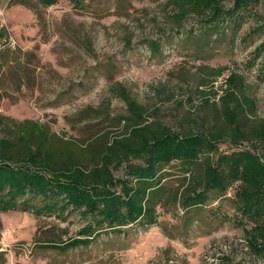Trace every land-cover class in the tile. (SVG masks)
Listing matches in <instances>:
<instances>
[{
    "label": "rangeland",
    "instance_id": "rangeland-1",
    "mask_svg": "<svg viewBox=\"0 0 264 264\" xmlns=\"http://www.w3.org/2000/svg\"><path fill=\"white\" fill-rule=\"evenodd\" d=\"M30 1L42 18L18 0H0V26L8 34L0 41V113L47 125L59 137L57 148L68 140L72 154L90 157L126 136L132 120L116 91L120 85L143 107L146 121L225 136L229 124L219 97L233 71L240 85L229 104L240 128L248 132L264 118V72L258 69L264 47L252 62L264 41V0L237 27L228 18L207 25V15L194 12L177 25L169 0H59L45 8ZM231 5L221 1L223 9ZM150 40L158 42L156 51ZM217 66L225 69L215 77ZM114 172L124 175L123 165ZM162 173L156 224L102 231L66 251L44 248L36 238L65 240L91 218L71 208L38 213L45 201L29 192L18 199L28 210H0V264H260L247 249L243 228L249 224L212 212L235 213L229 194L213 192L205 206L184 209L181 165L172 162Z\"/></svg>",
    "mask_w": 264,
    "mask_h": 264
},
{
    "label": "trees",
    "instance_id": "trees-1",
    "mask_svg": "<svg viewBox=\"0 0 264 264\" xmlns=\"http://www.w3.org/2000/svg\"><path fill=\"white\" fill-rule=\"evenodd\" d=\"M18 1L35 8L38 17H43L30 0ZM37 1L45 8L59 0ZM169 1L175 7L177 25L194 12L207 15V25L228 18L235 27L258 2L232 0L231 7L223 9V0ZM261 23L264 25V20ZM7 36L6 29L0 26V41ZM149 43L154 51L158 49V42L150 40ZM258 46L252 62L259 55L260 47H264V41ZM224 69L225 66L215 67L213 75H220ZM258 69L264 72V62ZM224 82V94L219 99L229 124V133L225 136L210 131L182 133L159 121H146L143 107L120 85L116 91L132 120L127 125L128 133L105 144L90 157L72 154L73 142L68 140L64 149L57 148L59 137L37 120L19 122L0 113V128H6L4 133L0 132V210H28L29 205L18 199L29 192L45 201L43 206H36L38 213L41 208L79 210L91 221L81 227L76 236L65 240L36 238L44 248L66 251L90 244L102 231H121L137 222L145 226L156 224L157 194L165 189L162 167L177 162L183 170L181 207L205 206L211 202L213 192L229 194L235 213L227 216L219 212L220 207L212 212L225 220L248 223L249 226L243 228L248 252L264 264V118L248 132L243 131L236 120L235 108L229 104L240 85V76L231 71ZM216 94L211 91V95ZM204 100L209 101V97ZM240 110L242 112L243 108ZM220 143H225L227 150H219ZM205 153L211 156L201 160ZM122 165L125 174L116 176L114 170Z\"/></svg>",
    "mask_w": 264,
    "mask_h": 264
}]
</instances>
